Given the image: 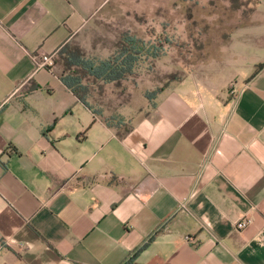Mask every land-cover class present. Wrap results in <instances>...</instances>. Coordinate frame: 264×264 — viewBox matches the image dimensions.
<instances>
[{
  "label": "crops",
  "instance_id": "obj_1",
  "mask_svg": "<svg viewBox=\"0 0 264 264\" xmlns=\"http://www.w3.org/2000/svg\"><path fill=\"white\" fill-rule=\"evenodd\" d=\"M104 1L0 0V264H264V0L113 125L38 64Z\"/></svg>",
  "mask_w": 264,
  "mask_h": 264
},
{
  "label": "rangeland",
  "instance_id": "obj_2",
  "mask_svg": "<svg viewBox=\"0 0 264 264\" xmlns=\"http://www.w3.org/2000/svg\"><path fill=\"white\" fill-rule=\"evenodd\" d=\"M256 0H105L103 7L75 33L54 58L62 69L64 50H80L90 57H107L123 35L146 42V53L134 72L120 83L100 82L91 76L88 96L105 117L118 116L125 124L132 114L119 109L138 92L153 99L158 90L187 71H210V61L222 57V48ZM157 45L158 47H154ZM149 49V50H148ZM151 49V53H149ZM157 53V54H156ZM175 77V78H174Z\"/></svg>",
  "mask_w": 264,
  "mask_h": 264
},
{
  "label": "trees",
  "instance_id": "obj_3",
  "mask_svg": "<svg viewBox=\"0 0 264 264\" xmlns=\"http://www.w3.org/2000/svg\"><path fill=\"white\" fill-rule=\"evenodd\" d=\"M154 47L158 46L154 45ZM146 50V42L143 38L127 34L123 35L121 45L107 57H90L84 55L80 50L66 49L64 50L65 55L62 57V78L80 100L90 106L95 114H98L102 111L96 109L88 99L94 88L92 87L93 82L86 80V76H91L100 82L115 81L120 83L127 75L134 72L136 64L146 53ZM151 52L150 49L149 53ZM147 96L151 98L149 94ZM114 119L115 116L105 117L109 125H113Z\"/></svg>",
  "mask_w": 264,
  "mask_h": 264
},
{
  "label": "built area",
  "instance_id": "obj_4",
  "mask_svg": "<svg viewBox=\"0 0 264 264\" xmlns=\"http://www.w3.org/2000/svg\"><path fill=\"white\" fill-rule=\"evenodd\" d=\"M55 56H56V52L43 53L42 55L39 56L38 64L40 66L52 65L54 63ZM251 222H252V218L251 217L243 216L240 219H238V221L236 223V226L238 228L245 227Z\"/></svg>",
  "mask_w": 264,
  "mask_h": 264
}]
</instances>
